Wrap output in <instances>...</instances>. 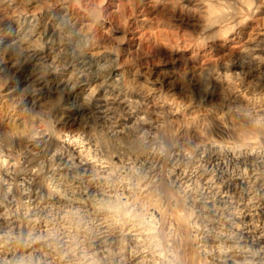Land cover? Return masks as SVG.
Here are the masks:
<instances>
[{"label": "rangeland", "instance_id": "rangeland-1", "mask_svg": "<svg viewBox=\"0 0 264 264\" xmlns=\"http://www.w3.org/2000/svg\"><path fill=\"white\" fill-rule=\"evenodd\" d=\"M261 161L264 0H0V264H217L219 192L264 204Z\"/></svg>", "mask_w": 264, "mask_h": 264}, {"label": "bare ground", "instance_id": "bare-ground-1", "mask_svg": "<svg viewBox=\"0 0 264 264\" xmlns=\"http://www.w3.org/2000/svg\"><path fill=\"white\" fill-rule=\"evenodd\" d=\"M250 38V37H249ZM241 44V43H240ZM240 48V47H239ZM246 51V50H245ZM243 54V53H242ZM237 61V60H236ZM240 64V63H239ZM22 82V86L25 85V90L24 95H22L23 97L20 98L21 99V103L22 101H24L25 103H27L30 107H32V109L34 107H38V102L40 100V92L39 89L36 88V86H38V84L34 83L31 80V77H27V79L21 81ZM38 83V82H37ZM72 83V82H71ZM35 84V85H33ZM76 84V83H75ZM21 90L15 88L10 89V91L8 90V92H6V95H10V96H14L16 95L18 92H20ZM22 92V93H23ZM17 96V95H16ZM109 97V96H108ZM122 97V96H121ZM17 98V97H16ZM40 104V103H39ZM41 105V104H40ZM62 113V112H61ZM68 114V115H67ZM64 115L66 116H62V118H59V123H61L62 125H68L71 126V124L74 123V119H71L70 117L73 115V112L70 113L69 109L66 108V111L64 112ZM58 118V117H57ZM58 120V119H57ZM251 121V120H250ZM233 127V126H232ZM226 128V127H225ZM247 128V127H246ZM250 128V127H249ZM248 128V129H249ZM227 130V129H226ZM231 130V129H230ZM228 131L227 130V134L230 135L232 137V135L235 133V131ZM234 130V129H232ZM246 131V130H245ZM247 132V131H246ZM249 132V131H248ZM237 133V132H236ZM235 133V134H236ZM251 133V132H250ZM227 135V136H228ZM237 137H234L237 141L238 138V142H240L239 145L244 146L246 149H244L245 151L248 149V153L250 152V157H252V149L255 146V141L253 136L250 137L249 134L244 133V131H241V133H237L236 134ZM256 138V137H255ZM233 139V138H232ZM30 140V138H29ZM228 140V139H227ZM255 142H254V141ZM232 141V140H231ZM235 141V142H236ZM33 145H38L41 144L39 143V139L37 140H32ZM234 142V143H235ZM257 142H260V140L258 139ZM256 142V143H257ZM237 143V142H236ZM259 144V143H258ZM237 146V145H235ZM258 146V145H257ZM261 146V145H260ZM242 148V147H241ZM258 147H256L257 149ZM256 152V151H255ZM254 153V152H253ZM259 153V152H258ZM257 153V154H258ZM217 154V152H216ZM248 155V154H247ZM257 156V155H256ZM255 156V157H256ZM259 156V155H258ZM257 158V157H256ZM255 158V159H256ZM258 159V158H257ZM247 160V159H246ZM261 160V158H260ZM260 160H258V162H260ZM262 162V161H261ZM247 163V161H246ZM264 163V162H262ZM238 164V163H237ZM244 164V163H243ZM258 164V163H257ZM260 164V163H259ZM246 165V164H245ZM255 165V164H254ZM216 166V165H215ZM250 166V165H248ZM262 166V165H261ZM261 166H258L259 168H261ZM222 167V166H221ZM221 167H218L219 169ZM253 168V166H251ZM257 167V169H258ZM246 168V167H245ZM225 169V168H224ZM235 169V168H234ZM237 169H239L237 167ZM241 169V168H240ZM243 169V168H242ZM217 170V169H216ZM227 169H225L226 171ZM244 170V169H243ZM218 171V170H217ZM223 171V170H221ZM229 171V170H228ZM245 171V170H244ZM254 171V170H252ZM258 171V170H257ZM246 172V171H245ZM241 173V172H240ZM244 173V172H243ZM247 173V172H246ZM261 173V172H260ZM245 174V173H244ZM250 174V173H249ZM248 174V175H249ZM254 174V173H253ZM258 174V172L256 173ZM262 174V173H261ZM225 175V173H224ZM242 173L240 174V177ZM260 175V174H259ZM223 176V175H222ZM245 176V175H244ZM254 176V175H253ZM224 177H227L224 176ZM238 177V176H237ZM235 178L232 182L230 183L229 181H226V183L224 184L223 189L221 190V192H219V200L217 202H219V207L221 206V213L216 215L219 224L216 222L217 226L220 225V231L218 236H219V243H220V252H222V254H220V258L218 260H216L217 264L218 262H223L224 264H264V207H262V203H260L259 205H257V207H255L254 209H252L251 204L254 203L252 202V194L253 192L251 191V185H252V176L249 178V180H242L240 178ZM245 177H249V176H245ZM243 178V177H242ZM215 179V178H214ZM218 179V178H217ZM228 179V178H227ZM231 179V178H230ZM244 179V178H243ZM248 179V178H247ZM257 178L254 179V182L256 181ZM221 180V178H220ZM226 180V179H225ZM258 180V179H257ZM262 180V179H261ZM209 181V180H208ZM219 181V180H218ZM229 182V183H228ZM213 183V182H212ZM219 184V183H218ZM221 184V183H220ZM223 184V182H222ZM215 185V183H214ZM206 187V186H205ZM216 187V186H215ZM262 187V186H261ZM220 188V186H219ZM235 191V192H233ZM257 191V190H256ZM259 191V190H258ZM260 192V191H259ZM234 194H237L238 196H233ZM264 194V193H262ZM262 194L259 196H256V198H254L256 201H259L264 198L262 197ZM255 195V194H254ZM21 198V197H20ZM201 200L205 201L208 200V197H201ZM10 201V200H9ZM106 201V200H105ZM255 201V202H256ZM216 202V200H215ZM11 203V202H10ZM86 203V202H85ZM205 204V211L212 213V211H216L214 210V205L209 206L207 204H209L208 202L203 203ZM217 204V203H216ZM111 205V204H110ZM175 207V206H174ZM254 207V206H253ZM13 208V206H12ZM218 208V207H217ZM215 208V209H217ZM15 209V208H14ZM204 209V208H203ZM201 210V208H200ZM179 211V210H178ZM196 211V210H195ZM204 211V213H205ZM153 212V211H152ZM160 213V212H159ZM4 215V214H3ZM11 215V214H10ZM252 215H255L259 218V220H261L260 218H262L261 222L262 225L260 227H262V232H259V230L257 228L254 227L253 222L252 221ZM210 220V219H209ZM213 220V219H212ZM215 220V219H214ZM213 220V221H214ZM203 221V220H202ZM23 222V221H22ZM212 223V222H211ZM215 223V222H214ZM213 225V224H212ZM211 226V225H210ZM209 226V227H210ZM256 226V225H255ZM112 227V226H111ZM200 229V228H199ZM218 229V228H217ZM14 230V229H13ZM182 230V229H181ZM28 231V230H27ZM177 232V231H176ZM29 234V233H28ZM100 234V233H99ZM196 234V233H195ZM165 235V234H164ZM1 236V235H0ZM217 236V235H216ZM217 236V237H218ZM178 238V237H177ZM184 238V237H183ZM167 239V238H165ZM161 240V239H160ZM168 240V239H167ZM174 240V239H173ZM180 240V239H179ZM165 241V240H164ZM163 241V242H164ZM175 241V240H174ZM213 241V240H212ZM217 241V240H216ZM168 242V241H166ZM166 242H164L166 244ZM171 241H169L170 243ZM176 242V241H175ZM173 242V243H175ZM196 242V241H195ZM172 243V242H171ZM182 243V242H181ZM218 243V242H217ZM177 244V242H176ZM175 244V245H176ZM49 245V244H48ZM167 245V244H166ZM165 245V246H166ZM169 245V244H168ZM172 244L169 245L168 248H170ZM96 246L101 247L100 244H97ZM174 246V244L172 245ZM104 247V246H103ZM157 247V246H156ZM219 247V245H218ZM95 248V246H94ZM142 248V247H141ZM155 248V247H154ZM173 247H171L172 249ZM97 249V248H96ZM144 249V247H143ZM165 249V248H164ZM178 249V248H177ZM176 249V250H177ZM219 250V249H218ZM99 251V250H98ZM105 251V250H104ZM143 251V250H142ZM146 251V250H145ZM171 251V250H170ZM200 251V250H199ZM52 252V251H51ZM137 252V251H136ZM172 252V251H171ZM171 256L173 257L174 255L177 257L176 253H171ZM143 253V252H142ZM245 253H249L250 254V261H239L238 258H240L243 254ZM174 254V255H173ZM151 255V254H150ZM163 255V254H162ZM180 255V254H179ZM141 256V255H140ZM156 256V255H155ZM174 256V259H175ZM169 257V256H168ZM187 257V256H186ZM184 257V259L186 258ZM91 258V257H90ZM137 258V257H136ZM143 258V257H142ZM188 258V257H187ZM186 258V259H187ZM158 259V258H157ZM165 259V258H164ZM171 259V257L169 258V260ZM173 259V260H174ZM180 259V258H179ZM184 259H180L179 261L175 262L174 264H183V262L180 261H184ZM185 259V260H186ZM191 259V257H190ZM189 259V260H190ZM214 259V258H213ZM256 259H258V261H255ZM16 260V259H15ZM153 259H151L152 261ZM172 260V261H173ZM176 260V259H175ZM174 260V261H175ZM195 260V259H193ZM191 260L188 262V260L186 262L188 263H192L194 264L195 262ZM198 260V259H197ZM201 260V259H200ZM131 261V260H130ZM154 262V261H153ZM159 262V261H158ZM170 262V261H169ZM185 262V263H186ZM198 262V261H197ZM80 263V262H79ZM162 263V262H161ZM88 264V263H87ZM143 264V263H142ZM157 264V263H156ZM164 264V263H163ZM168 264V262H167ZM197 264V263H196ZM203 264V263H202Z\"/></svg>", "mask_w": 264, "mask_h": 264}]
</instances>
